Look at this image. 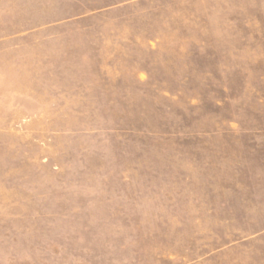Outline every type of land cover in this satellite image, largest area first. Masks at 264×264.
I'll use <instances>...</instances> for the list:
<instances>
[{"label":"rangeland","instance_id":"obj_1","mask_svg":"<svg viewBox=\"0 0 264 264\" xmlns=\"http://www.w3.org/2000/svg\"><path fill=\"white\" fill-rule=\"evenodd\" d=\"M0 264H264V0H0Z\"/></svg>","mask_w":264,"mask_h":264}]
</instances>
